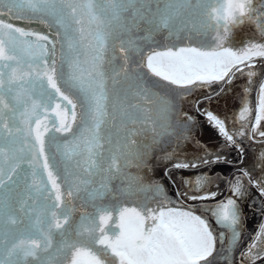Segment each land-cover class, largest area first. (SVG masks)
I'll list each match as a JSON object with an SVG mask.
<instances>
[{
    "label": "snow or ice",
    "instance_id": "6c2138e0",
    "mask_svg": "<svg viewBox=\"0 0 264 264\" xmlns=\"http://www.w3.org/2000/svg\"><path fill=\"white\" fill-rule=\"evenodd\" d=\"M14 21L55 28V38ZM246 22L258 39L236 41L233 29ZM157 35L194 45L158 51ZM258 62L264 0L259 7L256 0H0V264H216L225 232L169 206L162 185L125 169L150 170L157 150L176 157V169L220 163L222 155L208 153L178 158L193 117L176 98L213 85L223 91L238 74L248 78L245 93L258 83L255 107L244 99L238 131L227 117L203 115L241 152L237 136L264 138ZM258 160L260 173L241 170L225 199L180 193L215 201L207 211L230 233V246L241 239L245 185L264 197V151ZM211 183L206 173L195 179ZM240 257L264 264V224Z\"/></svg>",
    "mask_w": 264,
    "mask_h": 264
},
{
    "label": "rangeland",
    "instance_id": "374dc122",
    "mask_svg": "<svg viewBox=\"0 0 264 264\" xmlns=\"http://www.w3.org/2000/svg\"><path fill=\"white\" fill-rule=\"evenodd\" d=\"M256 3L259 7V0H256ZM244 25L234 28L232 37L236 41L242 39L246 41L248 37H256L258 39L255 26L250 24V27H252L245 29ZM38 28L43 34L49 35L50 38H55L54 31L47 25L42 24ZM155 39L157 45L153 47L158 51L165 50L168 46L172 45L171 43H177L164 35H157ZM193 45L194 42L184 40L176 46L186 47ZM148 51L150 50H145V55L148 54ZM60 53L61 46L58 41L56 45L57 61L60 59ZM262 68H264V65L258 62L256 68L258 76ZM223 87V91L216 85H213L211 88L201 89V99L198 101L196 100L197 97H193L194 111L196 116L199 115V118L201 117L202 122L200 124L192 122L191 136L188 140L180 142L177 152L179 153L178 158L180 160H195L197 157L204 156L205 153L212 156L222 155L224 159L220 163L210 164L196 169H176L172 167L176 157L170 160L159 154V150H157V159L153 162L154 166L150 167V169L151 172H157L154 184L163 186L162 196L165 198V203L170 202L169 206H175L182 210H192L196 214L201 215L202 218L209 219L215 233L225 232L223 247H221L220 241L218 240L217 248L221 253V257L226 256L229 252H231V255L227 257V260L218 257L216 264H228V260H231L232 264H240V253L253 242L260 226L264 224V197L260 195L258 189L246 184L245 194L238 200L241 213V239L235 246H230V233L216 225L214 219L210 217L207 211L209 207L215 204V201H192L180 194L185 191L189 194L193 192L199 194L204 191H216L218 193L216 200L225 199L230 195L228 181L238 176L241 170H251L254 175L260 173L258 157L261 152V146H264V142H262L264 138L257 136L255 140H252L237 136V142L240 143L243 149L241 152L240 149L227 144L225 139L218 134V130L211 126L206 116L203 115L206 109H210V111L222 119L227 117V124L230 131H238L240 126L238 114L243 107L244 99L246 97L249 104L253 108L255 107L258 83L254 81L251 86V93H245L244 89L249 87L248 78L246 75L240 76L238 74L237 79L231 85ZM205 99L209 100L205 102ZM198 109L200 110L198 111ZM233 117L236 118L235 127H233ZM206 122L209 125H205ZM172 146L175 147V144ZM201 173H206L213 183L204 184L202 187L197 186L195 179ZM130 174L134 176L132 173ZM144 182L145 180H143ZM257 264H260V262L258 261Z\"/></svg>",
    "mask_w": 264,
    "mask_h": 264
},
{
    "label": "flooded vegetation",
    "instance_id": "af4514ba",
    "mask_svg": "<svg viewBox=\"0 0 264 264\" xmlns=\"http://www.w3.org/2000/svg\"><path fill=\"white\" fill-rule=\"evenodd\" d=\"M14 22L17 23V24H20L22 26H25L26 28H31V29L36 30V31H39L38 27H40L42 25V24H37V23L27 24V23L21 22V21H14ZM251 27H250V23H247V22L244 25L245 29H250ZM51 30H53L54 33H55V28H51ZM178 43L179 42H177L176 45ZM171 44H173V43H171ZM200 95H201V89H199V90L196 89V90H193V92L189 96H187V97H178L176 99L177 106L180 109H182V111L188 112L193 117V121L192 122H194L195 124H197V123L200 124L202 122V120H201V117L199 118V115L196 116V113L194 111V105H193L192 101H193V97H197L196 98L197 101L200 100L201 99ZM205 100H206L205 102H207L209 99H205ZM206 111H210V109L209 110L206 109ZM207 123L208 122H206L205 125H209V123L208 124ZM260 145H262V144H260ZM262 151H264V146H261V152ZM149 166L150 167L154 166V163H153L152 160L149 161ZM125 173H128V174L132 173L134 176L139 175V176L143 177V180H145L144 184L154 183V181H155V179L157 177V172H151V169L150 170L149 169H137L135 166H130L127 169H125ZM148 195L151 196L152 193H148Z\"/></svg>",
    "mask_w": 264,
    "mask_h": 264
}]
</instances>
